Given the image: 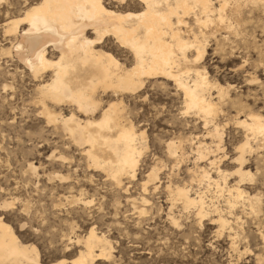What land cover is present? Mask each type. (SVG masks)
<instances>
[{
  "label": "bare ground",
  "instance_id": "1",
  "mask_svg": "<svg viewBox=\"0 0 264 264\" xmlns=\"http://www.w3.org/2000/svg\"><path fill=\"white\" fill-rule=\"evenodd\" d=\"M118 1L123 5L127 3V0ZM28 2L19 17H9L11 9H6L8 14L6 19L3 17L0 27L10 46L1 49L2 56L22 64L34 81L39 82L36 101H39L48 126L70 138L73 147L85 158L88 171L104 174L122 189L124 179L135 178L147 145L141 141L145 133L139 135L135 129L130 118L131 106L127 102H139L147 83L164 79L175 85L176 94H182L183 116L193 115L196 120L200 119L206 130L205 138L211 139L210 144L199 142L198 158L215 166L218 176L214 179L210 169L196 163L199 170H189L192 181L198 178L199 182L213 184L220 196L226 198L230 211L243 202L249 207V214L255 219L259 217L262 212L259 196L242 188L244 181L253 178L248 169L247 154L264 150V115L249 104V100H258V97L250 90L245 98L243 95L234 98L235 88L211 80L201 64L210 49L209 39L215 41L216 51L226 53L231 35L241 34L245 8L252 6L257 12H264V0H138L143 8L140 12L122 11L104 0ZM111 41L117 50L127 54L125 62L109 48ZM258 57L256 73L248 74L246 85L259 82L257 72H260L259 68L264 71V51ZM259 85L264 88L263 82ZM220 118L233 122L244 135L234 160L238 169L231 175L220 169L219 157L210 158L211 153L219 152L223 147L224 127L219 123ZM182 141L170 139L165 142L168 157L176 163L183 160L179 154L183 149ZM60 158L68 160L63 155ZM30 170L33 174L37 172L33 164ZM159 174L158 165L151 167L141 184L143 191L159 188ZM233 175L237 181L230 185L228 177ZM88 177L92 184L94 175ZM57 178L71 183L70 188L74 189L70 178L60 175ZM79 185L80 182L77 188H81ZM165 189L172 202L170 212L180 203L184 210H195L199 223L208 218L218 224V230L230 228L226 213L223 214L213 202L206 201L201 192L193 197L188 185H172V181ZM80 193V197L72 195L68 198L69 204L91 205L93 201L83 199L84 191ZM141 201L143 206L148 203L146 197ZM10 205L4 204L5 207ZM144 213L146 209H140L142 216ZM171 222L180 227L175 217H171ZM259 235L264 241V231ZM234 244L233 240L231 246L235 248ZM70 245L78 247L75 257L52 264H98L103 261L119 264L114 256V244L95 228L85 237L69 238L66 247L71 248ZM39 252L0 217V264H44Z\"/></svg>",
  "mask_w": 264,
  "mask_h": 264
},
{
  "label": "rangeland",
  "instance_id": "2",
  "mask_svg": "<svg viewBox=\"0 0 264 264\" xmlns=\"http://www.w3.org/2000/svg\"><path fill=\"white\" fill-rule=\"evenodd\" d=\"M26 1L36 2L1 0L0 23L8 13L9 17L21 16ZM104 1L126 12L143 9L138 0H127L124 5L117 0ZM10 4L13 5L8 7ZM6 9L11 10L6 13ZM263 13L252 6L245 8L241 34L231 35L226 53L216 51L215 41L209 39L210 49L201 66L206 68L211 80L235 88L234 98L240 95L245 98L250 90L255 93L258 100L251 99L249 104L264 115V88L259 85L264 83L263 69L259 68L260 72H257L259 82H254L257 84L246 85L248 74L256 73L259 53L264 51ZM9 46L0 27V217L23 241L38 248L44 264L74 258L78 247H66L69 238L85 237L92 228L105 234L114 244V256L119 264L121 261L126 264H264V241L259 235L264 231L263 149L247 154L248 169L253 178L242 183L246 192L258 195L262 202V212L255 219L243 202L230 211L226 198L220 196L213 184L199 182L198 178L192 181L189 170L198 171L196 163L210 169L214 179L218 176L215 166L198 158L199 142L210 144L211 139L205 138L206 130L200 119L196 120L193 115L183 116L182 94H176L172 82L150 81L142 93L144 101L127 102L137 133H145L141 141L147 149L137 166L135 178L124 179L122 189L104 174L88 171L85 158L73 147L70 138L48 126L39 101H36L39 82L34 81L22 64L2 56L1 49ZM116 47L112 41L109 43L112 52L125 62L127 54ZM219 123L224 127L223 147L219 152L211 153L210 158L219 157L218 166L231 175L238 169L234 160L244 135L233 122L220 118ZM170 139L183 140V149L179 153L183 157L181 163L168 157L165 142ZM61 155L68 160L62 161ZM32 164L37 168L36 174L30 170ZM157 165L161 176L159 188L143 191L141 184L145 176ZM59 175L70 178L74 189L70 188L71 183L60 181ZM87 175H94L92 184ZM228 179L230 185L237 181L234 175ZM169 181L172 185H188L193 197L201 192L206 201L213 202L223 214L226 213L231 229L218 230V224L208 218L199 223L195 210H184L178 202L170 212L172 202L165 191ZM79 182L81 188H77ZM82 190L83 199L93 201L91 205L69 204L68 198L72 195L80 197ZM143 197L148 200L145 206L141 201ZM6 203L11 205L5 207ZM58 204L62 207H57ZM142 208L146 209L143 216L140 214ZM171 217L178 220L180 227L173 226ZM233 240L235 248L231 246Z\"/></svg>",
  "mask_w": 264,
  "mask_h": 264
}]
</instances>
